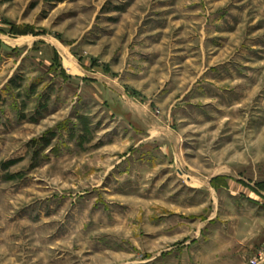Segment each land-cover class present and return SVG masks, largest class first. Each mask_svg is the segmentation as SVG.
<instances>
[{"label":"rangeland","instance_id":"1","mask_svg":"<svg viewBox=\"0 0 264 264\" xmlns=\"http://www.w3.org/2000/svg\"><path fill=\"white\" fill-rule=\"evenodd\" d=\"M256 186L264 0H0V264H260Z\"/></svg>","mask_w":264,"mask_h":264},{"label":"crops","instance_id":"2","mask_svg":"<svg viewBox=\"0 0 264 264\" xmlns=\"http://www.w3.org/2000/svg\"><path fill=\"white\" fill-rule=\"evenodd\" d=\"M212 182H213V180H211V184H212ZM264 192H262L261 194H257V195H259L260 197H264ZM235 256H233V257H230V264H233L234 262V260H235ZM262 261V262H261ZM259 262H260V264H264V260L261 258L260 260H259ZM241 264H243V263H241Z\"/></svg>","mask_w":264,"mask_h":264},{"label":"trees","instance_id":"3","mask_svg":"<svg viewBox=\"0 0 264 264\" xmlns=\"http://www.w3.org/2000/svg\"><path fill=\"white\" fill-rule=\"evenodd\" d=\"M217 181H221V179H216V182ZM250 188L253 189L257 194H261L262 192H264V189L262 187L256 186V187H250Z\"/></svg>","mask_w":264,"mask_h":264},{"label":"built area","instance_id":"4","mask_svg":"<svg viewBox=\"0 0 264 264\" xmlns=\"http://www.w3.org/2000/svg\"><path fill=\"white\" fill-rule=\"evenodd\" d=\"M252 264H259L258 262H253Z\"/></svg>","mask_w":264,"mask_h":264},{"label":"bare ground","instance_id":"5","mask_svg":"<svg viewBox=\"0 0 264 264\" xmlns=\"http://www.w3.org/2000/svg\"><path fill=\"white\" fill-rule=\"evenodd\" d=\"M193 183H194V181H193ZM195 183H198V182H195Z\"/></svg>","mask_w":264,"mask_h":264}]
</instances>
